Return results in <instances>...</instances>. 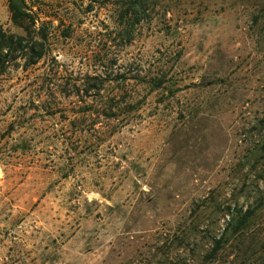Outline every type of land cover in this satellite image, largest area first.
Returning <instances> with one entry per match:
<instances>
[{
  "label": "rangeland",
  "instance_id": "rangeland-1",
  "mask_svg": "<svg viewBox=\"0 0 264 264\" xmlns=\"http://www.w3.org/2000/svg\"><path fill=\"white\" fill-rule=\"evenodd\" d=\"M134 1L25 0L56 57L0 74V264H264V0Z\"/></svg>",
  "mask_w": 264,
  "mask_h": 264
},
{
  "label": "trees",
  "instance_id": "trees-1",
  "mask_svg": "<svg viewBox=\"0 0 264 264\" xmlns=\"http://www.w3.org/2000/svg\"><path fill=\"white\" fill-rule=\"evenodd\" d=\"M8 1L9 19L13 25L23 31V34L13 33L0 24V74L8 68L21 67L26 69L37 64L45 57H52L55 60L56 54H52L54 50L44 49L50 45L49 43L54 34L53 30H56L58 26L53 24L56 16H51L48 20H42L38 26L39 18L31 12L32 6L26 4L25 0H21L22 7L13 0ZM141 4V0H136L122 8L119 14L120 20L124 18L128 20L130 12H133L134 8H141ZM136 9L134 10L136 11ZM130 39L131 37L127 38L128 41ZM50 74L52 75L53 72H50ZM160 86L161 81H158L155 87ZM225 213L228 219L225 221L220 234L212 236L210 250L206 253L208 259H213L218 255L230 236L237 237L241 230L248 226L252 216L250 208L243 210L237 208L236 205L233 210H228Z\"/></svg>",
  "mask_w": 264,
  "mask_h": 264
}]
</instances>
